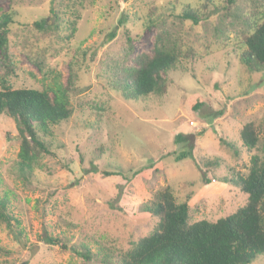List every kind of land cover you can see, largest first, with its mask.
I'll list each match as a JSON object with an SVG mask.
<instances>
[{
	"label": "rangeland",
	"instance_id": "rangeland-1",
	"mask_svg": "<svg viewBox=\"0 0 264 264\" xmlns=\"http://www.w3.org/2000/svg\"><path fill=\"white\" fill-rule=\"evenodd\" d=\"M204 1L0 0V14L18 12L9 40L12 87H68L74 110L41 135L52 154L31 183L19 177L15 123L0 116V196H10L21 223L19 230L0 223V264H116L118 253L153 229L156 221L142 207L168 185L180 201L192 191L195 221L218 219L245 203L247 196L221 179L250 167L254 152L243 147L240 132L264 118V71L241 63L243 24L230 25L232 16L224 14L237 9L224 0H214L198 26L170 15L173 6L178 14L181 4ZM253 1L236 0L238 13L248 15ZM43 21L55 27L43 31ZM159 26L181 38L183 51L194 49L196 59L169 73L166 95L127 101L113 88L114 68L150 53ZM184 152L187 158L176 162ZM216 159L218 166L207 169L205 161ZM47 236L61 244H47ZM83 245L91 248L89 260L75 252ZM107 254L114 255L105 262ZM251 264H264V256Z\"/></svg>",
	"mask_w": 264,
	"mask_h": 264
},
{
	"label": "trees",
	"instance_id": "trees-1",
	"mask_svg": "<svg viewBox=\"0 0 264 264\" xmlns=\"http://www.w3.org/2000/svg\"><path fill=\"white\" fill-rule=\"evenodd\" d=\"M224 2L233 6L234 10L237 9V12L228 11L224 14L225 17L232 16L230 25L235 26V20H241L243 24V28L238 31L239 45L244 47L239 57L241 63L254 73L263 72L264 0L253 1V8L246 16L238 13L240 10L236 0ZM211 4H214V0H205L195 8L188 3L181 4L182 9L178 14L176 6H173L170 15L198 26L208 19ZM17 13L10 9L9 13L0 14V116L5 115L15 123L20 140L17 160L19 177L24 183H31L36 167L46 156L52 154L50 143L41 135H47L53 127L69 121L74 110L68 87L14 89L10 84L11 78L16 76V64L9 54V40ZM55 17L57 22L61 20L57 14ZM151 24L157 25V21L151 20ZM72 26L75 32V22H72ZM54 27L48 26L46 21L41 23L43 31H50ZM180 42L181 38L173 35L166 27L159 26L150 53L134 55L116 65L113 71V88L127 101L166 95L172 84L169 73L181 66L183 61L196 59L194 49L183 51ZM261 134H264V118L259 124L254 121L244 123L240 132L242 145L248 152H254L248 172L242 174L233 169L229 178L221 179L247 196L243 205L218 219L195 221L191 213V201L195 195L190 191L180 201L174 187L168 185L158 190L151 202L142 207L143 213L155 219L153 229L148 235L132 241L128 249L118 253L116 264H251L263 257L264 139ZM221 142L228 148L235 149L234 144L224 140ZM187 154L188 152H184L175 155L174 160L182 161L187 158ZM217 161L218 159L206 160L207 169L218 166ZM107 174L121 176L122 173ZM208 181L207 178L204 179L206 185L210 183ZM188 184L195 185L194 182ZM9 199L8 194L0 196V223L9 230H19L21 223L11 213ZM46 242L50 245L61 244L59 239L49 236ZM62 248L66 249V245L62 244ZM75 252L86 260L90 259L92 253L89 245H83L80 250L75 249ZM113 255H104L103 261L107 262Z\"/></svg>",
	"mask_w": 264,
	"mask_h": 264
}]
</instances>
